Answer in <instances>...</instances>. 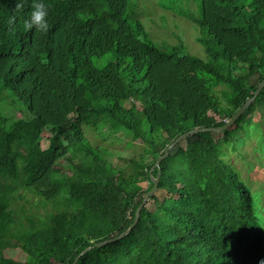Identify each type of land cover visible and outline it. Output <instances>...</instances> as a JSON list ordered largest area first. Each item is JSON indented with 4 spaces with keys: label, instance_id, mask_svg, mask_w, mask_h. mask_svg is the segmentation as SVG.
<instances>
[{
    "label": "trees",
    "instance_id": "obj_1",
    "mask_svg": "<svg viewBox=\"0 0 264 264\" xmlns=\"http://www.w3.org/2000/svg\"><path fill=\"white\" fill-rule=\"evenodd\" d=\"M199 1L200 15L187 17L201 28L207 60L181 43L157 45L127 0H44L47 32L24 27L32 0H0V264H74L127 231L159 174L165 196L147 202L156 208L146 204L127 236L77 264L264 261L252 192L214 132L177 144L151 172L178 135L227 124L264 78V0ZM15 104L26 116L14 115ZM263 105L264 89L234 125ZM98 125L144 153L113 166L110 150L87 135ZM229 129L225 142L235 139ZM21 188L66 207L18 228ZM5 248L29 258L6 257Z\"/></svg>",
    "mask_w": 264,
    "mask_h": 264
},
{
    "label": "rangeland",
    "instance_id": "obj_2",
    "mask_svg": "<svg viewBox=\"0 0 264 264\" xmlns=\"http://www.w3.org/2000/svg\"><path fill=\"white\" fill-rule=\"evenodd\" d=\"M129 14L140 19L150 37L160 47L167 48L173 45H183L190 54L202 59H209V54L198 40L201 28L187 15H200L199 0H127ZM257 79H253L256 82ZM126 107H131L127 102ZM12 109L15 116H26V108L15 104ZM140 106V104H138ZM99 124V118H93ZM234 132L235 139L224 141V132H214L215 140L221 143L225 161L235 169L239 179L251 190L254 199V211L260 222L264 225V105L258 113L244 117L241 125H232L229 129ZM94 146L108 148L109 162L117 167L124 168V158L140 156L144 153V146L137 141H132L130 136L121 133L105 131L103 127L94 126L87 128ZM48 135L44 136V147L47 146ZM194 139L188 138L180 142V146ZM146 195H144L145 197ZM156 196L160 201L165 196L163 191H157ZM62 201L49 202L31 191L20 189L16 193L14 209L17 218V227L29 228L32 222H42L51 214L65 209ZM156 201H150L147 207L154 210ZM3 254L18 260H27L29 255L21 248H5Z\"/></svg>",
    "mask_w": 264,
    "mask_h": 264
},
{
    "label": "water",
    "instance_id": "obj_3",
    "mask_svg": "<svg viewBox=\"0 0 264 264\" xmlns=\"http://www.w3.org/2000/svg\"><path fill=\"white\" fill-rule=\"evenodd\" d=\"M264 89V78L263 80L260 82V84L258 85L255 93L253 94V96L248 99L245 104H243V106H241V108L236 112V114L233 116V118L225 125L223 126H219V127H194L191 128L185 132H183L182 134L178 135L177 138L175 140H173V142H171V144L166 148L165 153L163 156H161L158 161L156 162L155 166L153 167V169L151 170V172L156 168L159 167L160 170V165L161 162L167 158L169 156V154L171 153V151L173 150V148L179 144L180 142H182L183 140H186L188 138H191L192 135H195L201 131H212V132H223L226 129L230 128L232 125H234L236 123V120L247 111V109L249 108V106L256 100L257 96L261 93V91ZM152 181H153V188L148 192V194L145 196L144 198V202L140 205V207L138 208L137 212H136V218L134 219V221L131 223V225L128 227L127 231L120 234L119 236H116L114 238H111L109 240L106 241H102V242H98L96 244H93L92 246H89L88 248H86L85 250H83L75 259L74 264H77L79 259L86 254L88 251L96 248V247H101L104 245H107L109 243L112 242H116L122 238H124L125 236H127L131 231L132 228L137 224V222L140 219V215H141V210L142 208L147 204L148 200L157 193L158 188H159V181H160V174L154 178L152 177Z\"/></svg>",
    "mask_w": 264,
    "mask_h": 264
},
{
    "label": "clouds",
    "instance_id": "obj_4",
    "mask_svg": "<svg viewBox=\"0 0 264 264\" xmlns=\"http://www.w3.org/2000/svg\"><path fill=\"white\" fill-rule=\"evenodd\" d=\"M20 7V5H17ZM48 8L44 0H32L31 11L27 19L24 20L25 29H35L41 32H47L48 23ZM264 264V261H261Z\"/></svg>",
    "mask_w": 264,
    "mask_h": 264
}]
</instances>
